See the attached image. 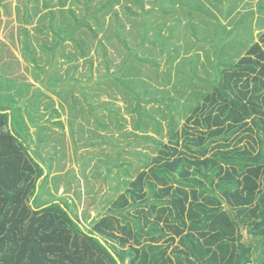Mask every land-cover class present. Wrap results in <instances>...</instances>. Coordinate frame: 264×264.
I'll use <instances>...</instances> for the list:
<instances>
[{
	"label": "trees",
	"instance_id": "obj_1",
	"mask_svg": "<svg viewBox=\"0 0 264 264\" xmlns=\"http://www.w3.org/2000/svg\"><path fill=\"white\" fill-rule=\"evenodd\" d=\"M52 1L41 6L40 0H28L34 3L33 15L26 7L23 22L31 25L36 15L47 10L40 20L48 21L45 28L53 31L60 46L66 41L79 44L76 35L84 30L97 39L98 32L87 17L79 19L74 10L66 9L65 2L60 0L56 6ZM85 1L88 5L92 0ZM179 1L182 8L183 2L189 3L186 10L196 5L195 10L216 20L218 27L211 40L217 48V58L208 66L212 74L201 80L192 68L194 61L186 65L191 69L187 84L194 90L195 105L188 108L187 124L181 131L171 114L170 105L176 103L173 97L164 98L167 102L153 101L129 85L147 86L150 93L147 82L135 75L134 64L150 61L140 56L148 44L170 50L179 26L164 37L165 25L158 26L159 20L153 22L152 17L157 12L181 18L179 11L167 9ZM239 2L158 0L147 10L144 0H134L138 11L127 8L139 21L138 43L131 47L126 27L117 24L112 38L128 56L113 73L112 62L106 61L102 81L124 89L137 101L133 109L139 115L136 129L146 135L137 140L151 143L157 156L144 154L145 159L139 160L143 170H135L134 163L116 161L120 178L116 189L123 193L108 203L107 214H98L88 226L80 222L72 200L59 198L48 187L54 185L59 194V176L51 179V166L44 162L41 149L31 148L29 141L37 144L39 140L30 132L37 119L29 111L28 98L38 91L26 79L13 78L14 63L0 64V264H264V32L253 42L254 24L247 20L253 13L229 30L217 15L231 19ZM119 3L105 0L98 10V31L103 30L99 15L109 14ZM177 24L181 26L180 19ZM176 54L179 59V50ZM150 62L164 79L170 77L157 59ZM174 62L169 58V63ZM196 81L207 85V90L200 92ZM151 103L160 106L163 119L171 117L168 144L157 138L163 135L162 122L143 106ZM149 129L156 137L148 136ZM245 140L250 144L243 145ZM44 195L49 198L43 199ZM244 230L249 243L244 242ZM177 238L181 248L170 253Z\"/></svg>",
	"mask_w": 264,
	"mask_h": 264
},
{
	"label": "rangeland",
	"instance_id": "obj_2",
	"mask_svg": "<svg viewBox=\"0 0 264 264\" xmlns=\"http://www.w3.org/2000/svg\"><path fill=\"white\" fill-rule=\"evenodd\" d=\"M27 1L4 0L0 5V52L2 51L0 64L3 65L6 61L14 63L16 69L13 78L26 79L33 84V91L39 92L28 98L31 101L29 111L37 119L36 125L30 127V132L37 134L39 140L37 144L29 141L31 148L41 149L44 162L51 166V179L59 176V194L54 185L49 184L48 187L59 198L72 200L76 205V214L80 222L88 226L98 214H107L111 207V203H108H114L123 193L116 189L120 184L116 161L120 159L122 163L131 162L136 165L135 170H143V163L139 160L145 159L144 154L157 156L152 150L154 146L151 143L137 140L146 136L143 130L136 129L139 115L133 109L137 101L124 93V89H118L116 85L102 81L107 74L106 61L112 62L113 73L128 56L127 50L120 42L112 38L117 24L122 23L126 27L125 32L128 36H125L131 47L138 43L139 21L127 11V8H132L131 10L135 12L138 6L132 3L134 0H120L115 10L106 15H99L103 30L98 31L96 27L98 10L105 0H92L88 5L85 0H62L66 3V9L74 10L79 19L87 17L88 24L98 33L95 39L88 30H84L76 35L79 44L66 41L60 46L53 31L45 28L48 21L40 20L47 10L36 15L31 20V25L23 22L26 7L33 15L34 3ZM44 1L46 0H40L41 6ZM59 1L53 0L51 4L57 6ZM157 1L144 0L145 8L147 10L153 8ZM261 1L264 4V0ZM183 3L185 6L183 8L180 1L176 6L167 8L179 11L181 18L162 16L157 12L152 17L153 22L159 20L158 26L165 25L162 32L164 37L171 36L172 27L179 26L170 50L164 51L148 44L140 52L141 57L146 55L150 61L157 59L170 77L164 79L161 71L157 72L147 59L146 63L135 62L134 73L147 82L150 93L145 90L147 86L143 88L141 85L129 84L134 91L146 93V97L153 101H165L164 98L173 97L176 103L169 105L179 131L187 124L188 108L195 105L191 95L194 90L187 84L192 78L191 69L186 65L194 61L192 68L201 80H206L212 74L208 66L217 58V48L211 40L218 32L217 24L214 23L216 20L211 19L203 11H196V5L186 10L189 3ZM225 3L227 5L228 1ZM209 7L215 11L212 5ZM260 7L259 0H240L231 19L218 12L217 15L220 22L229 30L234 27V23L253 13V17L247 20L253 22L255 28L253 42H258L260 33L264 32V9L261 10ZM178 19L181 20V26L177 24ZM191 23L196 27L194 28ZM156 33L157 31L152 32ZM64 37L65 34L61 33L60 38ZM151 38L154 36L152 35L150 40ZM178 50L181 56L176 59ZM169 58H173L175 62L169 63ZM124 79L126 80V77ZM195 86H198L200 92L207 90V85L201 82L196 81ZM18 104L23 106L20 102ZM143 106L149 114L152 113L162 122L163 135L157 138L168 144L171 117L163 119L157 109L160 106L156 103ZM25 118H29V113L25 114ZM148 136L156 137L150 129ZM248 144H250L248 140L243 142L245 146ZM256 149L259 147L256 146ZM136 177L137 174L134 175V179ZM48 198L46 195L43 196V199ZM243 234L244 242H251L247 230H244ZM161 243L167 245L166 242ZM177 247L181 248L179 238L170 247L169 252L173 253Z\"/></svg>",
	"mask_w": 264,
	"mask_h": 264
}]
</instances>
